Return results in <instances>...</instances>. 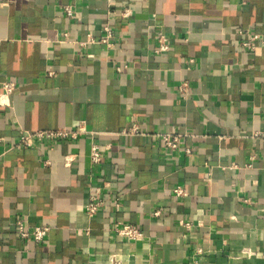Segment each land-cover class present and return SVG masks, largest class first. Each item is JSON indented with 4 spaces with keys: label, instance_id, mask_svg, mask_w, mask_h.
<instances>
[{
    "label": "crops",
    "instance_id": "obj_1",
    "mask_svg": "<svg viewBox=\"0 0 264 264\" xmlns=\"http://www.w3.org/2000/svg\"><path fill=\"white\" fill-rule=\"evenodd\" d=\"M239 29L264 40V0H0V82L17 84L0 104V264H264V43L242 48ZM80 121L92 136L15 147L21 129ZM89 183L119 206L87 216ZM19 218L44 240L20 238Z\"/></svg>",
    "mask_w": 264,
    "mask_h": 264
},
{
    "label": "built area",
    "instance_id": "obj_2",
    "mask_svg": "<svg viewBox=\"0 0 264 264\" xmlns=\"http://www.w3.org/2000/svg\"><path fill=\"white\" fill-rule=\"evenodd\" d=\"M66 15H72V8L69 5L63 7ZM123 17L129 16V9H125L122 12ZM102 37L99 39L100 43L109 45V41L113 36V30L108 24H103L99 28ZM237 34L240 36H247L245 40L240 42V46L244 49L251 50L254 48L255 42L264 43V40L258 34H250L247 31H243L241 29L237 30ZM66 35V34H65ZM156 36V45L155 52L156 53H165L170 49V45L168 42L167 36L160 30H155ZM89 42H95L91 37L88 39ZM87 42H81L84 44ZM192 61V60H191ZM116 71H119L121 68L117 66ZM50 74L52 72H49ZM186 82H183L179 86V90L184 92L186 90ZM17 89V84L11 80H4L0 82V104L1 105H9V96ZM122 134L125 133H136V127L132 126L128 129L121 130ZM92 131L88 130L85 126L84 121L78 122L74 127H66V128H57V129H41V130H23L19 131L18 141L15 144V147H25L30 145L34 140L39 141H73L78 140L82 136L90 135L92 136ZM261 135H264L261 134ZM160 142L164 148L168 149L170 152H176L177 150L182 149L185 154L190 155L192 153V149L189 147H184L181 139V134H175L170 132H164L159 134ZM88 159L89 163L92 167L98 166L102 161V151L99 144L90 139L89 141V151H88ZM73 160L72 156L66 155L64 156L65 165H69ZM108 187L107 183H103L102 185H94L89 183V195L88 200L84 204V211L87 216L93 218L95 214L104 207L105 202L111 199V203L115 206H119V196L114 195L113 197H104L102 195L103 188ZM173 192L176 196L184 195L185 191L180 186L175 187ZM158 212L155 211L153 215H157ZM179 225L183 226L186 229H190L192 223L187 220H180ZM49 226L46 224H38L31 227H27L25 222L19 218L16 220V234L20 238L31 239L36 243H40L44 240L46 235L48 234ZM113 232L115 235L119 237H123L130 242H134L143 237V233L137 226L133 224H129L127 222H116V225L113 227ZM201 249H198V253H200ZM115 264H120L116 261Z\"/></svg>",
    "mask_w": 264,
    "mask_h": 264
}]
</instances>
